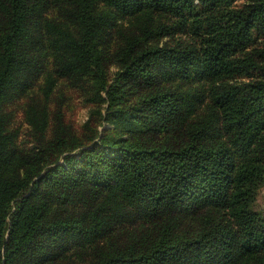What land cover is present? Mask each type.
I'll list each match as a JSON object with an SVG mask.
<instances>
[{"label": "trees", "instance_id": "trees-1", "mask_svg": "<svg viewBox=\"0 0 264 264\" xmlns=\"http://www.w3.org/2000/svg\"><path fill=\"white\" fill-rule=\"evenodd\" d=\"M60 77L107 102L78 144L48 132ZM262 184L264 0H0V264H264Z\"/></svg>", "mask_w": 264, "mask_h": 264}, {"label": "rangeland", "instance_id": "rangeland-1", "mask_svg": "<svg viewBox=\"0 0 264 264\" xmlns=\"http://www.w3.org/2000/svg\"><path fill=\"white\" fill-rule=\"evenodd\" d=\"M245 0H236L238 4H241ZM58 2H52L51 6L45 10L44 15L52 18L54 21L65 23L69 28L74 29L76 33L78 26L68 19L66 15H60ZM124 19V18H123ZM116 28V26H114ZM49 57H52L50 55ZM50 65V64H49ZM115 66H112L111 72ZM35 86L39 87L42 82V77L35 80ZM25 84V83H24ZM21 84V86H24ZM93 85V84H92ZM87 82H82L81 85L74 84L67 77H60L58 79V85L54 87L50 93V97L47 100L48 107V122L49 133H52L53 126L58 125V119H62V125L60 128L66 134L65 137L74 140V144H78L81 141L91 135L96 130L101 131L102 127L109 126L105 123L104 126L100 125L102 116L106 111L107 102L93 98L94 86ZM23 88L18 87L8 98L7 108L11 114V122L16 129L18 148L22 150L32 152V149L37 141L33 135L34 127L31 124V117L35 114L33 108H29L33 102V98L23 96ZM37 96H41L40 92ZM99 94L105 98V93L101 89ZM40 104L45 105V100H39ZM60 115L54 120L57 112ZM57 127V126H56ZM90 146V145H88ZM77 149H74L70 153H76ZM254 209L264 212V184L259 187L257 197L254 203Z\"/></svg>", "mask_w": 264, "mask_h": 264}]
</instances>
